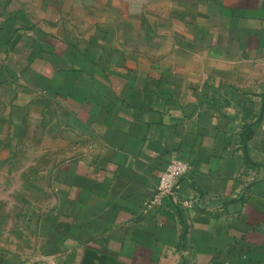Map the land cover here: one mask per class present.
Wrapping results in <instances>:
<instances>
[{"label": "crops", "instance_id": "obj_1", "mask_svg": "<svg viewBox=\"0 0 264 264\" xmlns=\"http://www.w3.org/2000/svg\"><path fill=\"white\" fill-rule=\"evenodd\" d=\"M37 98L70 151L0 264H264V0H0V116Z\"/></svg>", "mask_w": 264, "mask_h": 264}, {"label": "rangeland", "instance_id": "obj_2", "mask_svg": "<svg viewBox=\"0 0 264 264\" xmlns=\"http://www.w3.org/2000/svg\"><path fill=\"white\" fill-rule=\"evenodd\" d=\"M37 102L0 116V250L24 255L33 251L38 222L53 202L54 170L70 151L59 105Z\"/></svg>", "mask_w": 264, "mask_h": 264}, {"label": "built area", "instance_id": "obj_3", "mask_svg": "<svg viewBox=\"0 0 264 264\" xmlns=\"http://www.w3.org/2000/svg\"><path fill=\"white\" fill-rule=\"evenodd\" d=\"M192 165L189 161L182 158L170 161L162 170L154 194L145 202L147 207H152L161 204L163 199L169 195H174L179 198L180 180L189 173ZM182 205L190 207L193 205L194 196L187 199H179ZM187 264H197L191 260Z\"/></svg>", "mask_w": 264, "mask_h": 264}, {"label": "water", "instance_id": "obj_4", "mask_svg": "<svg viewBox=\"0 0 264 264\" xmlns=\"http://www.w3.org/2000/svg\"><path fill=\"white\" fill-rule=\"evenodd\" d=\"M263 112H264V105H263V109H262L261 117L263 116Z\"/></svg>", "mask_w": 264, "mask_h": 264}]
</instances>
